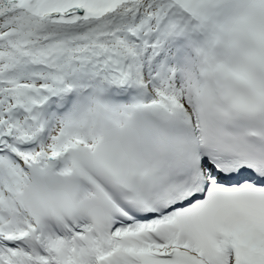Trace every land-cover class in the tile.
<instances>
[{"label": "snow or ice", "instance_id": "snow-or-ice-1", "mask_svg": "<svg viewBox=\"0 0 264 264\" xmlns=\"http://www.w3.org/2000/svg\"><path fill=\"white\" fill-rule=\"evenodd\" d=\"M0 264H264V0H0Z\"/></svg>", "mask_w": 264, "mask_h": 264}]
</instances>
